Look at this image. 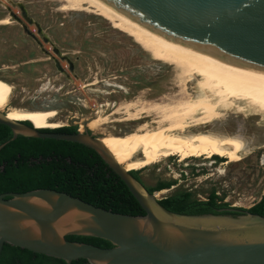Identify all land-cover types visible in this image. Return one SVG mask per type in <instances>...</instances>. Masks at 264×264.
<instances>
[{
  "label": "water",
  "instance_id": "obj_1",
  "mask_svg": "<svg viewBox=\"0 0 264 264\" xmlns=\"http://www.w3.org/2000/svg\"><path fill=\"white\" fill-rule=\"evenodd\" d=\"M146 30L186 49L264 75V0H99ZM18 136L71 142L93 150L145 212L129 216L48 189L0 195L4 245L73 264H264V216L237 208L183 215L159 200L88 132L44 133L0 112ZM32 125V124H31ZM222 212L238 213V215ZM69 236L108 241L103 249Z\"/></svg>",
  "mask_w": 264,
  "mask_h": 264
},
{
  "label": "rangeland",
  "instance_id": "obj_2",
  "mask_svg": "<svg viewBox=\"0 0 264 264\" xmlns=\"http://www.w3.org/2000/svg\"><path fill=\"white\" fill-rule=\"evenodd\" d=\"M60 3L0 0V20L10 22L0 25V79L11 85L13 95L5 111L54 110L59 128L73 125L99 138L128 134L144 122L154 127L156 116L141 114L142 120L127 121L128 114L119 109L127 103L181 100L176 70L154 60L104 18L84 11L61 12ZM96 119L102 124L91 129L88 125ZM208 129L240 136L246 146L242 160L171 157L139 170L141 179L149 186L173 184L156 193L158 199L182 189L205 200L215 189L230 207L251 208L264 193V120L223 112Z\"/></svg>",
  "mask_w": 264,
  "mask_h": 264
},
{
  "label": "bare ground",
  "instance_id": "obj_3",
  "mask_svg": "<svg viewBox=\"0 0 264 264\" xmlns=\"http://www.w3.org/2000/svg\"><path fill=\"white\" fill-rule=\"evenodd\" d=\"M59 1L61 12L84 11L104 18L115 29L130 36L154 60L171 65L177 72V82L182 86L181 100L174 103L154 102L146 106L127 103L119 109L128 114L127 121H140L141 114L156 116L154 127H148L144 122L128 134L100 138L118 164L128 171H139L171 157H179L181 161L198 156L207 159L218 156L229 163L242 160L241 154L246 146L240 136L222 135L208 127L222 119L223 112L264 120V75L172 43L99 0ZM9 23L5 19L0 24ZM11 96V85L0 79V112L8 120L22 122L24 119L39 118L46 128L60 127L54 122V110L5 111ZM101 124L96 119L88 126L96 129ZM38 127L34 128L40 129Z\"/></svg>",
  "mask_w": 264,
  "mask_h": 264
},
{
  "label": "trees",
  "instance_id": "obj_4",
  "mask_svg": "<svg viewBox=\"0 0 264 264\" xmlns=\"http://www.w3.org/2000/svg\"><path fill=\"white\" fill-rule=\"evenodd\" d=\"M25 125L40 127L44 133L74 134L77 127L46 128L39 118L22 121ZM32 124V125H31ZM35 125V126H34ZM38 127V128H39ZM12 138L9 127L0 124V145ZM217 161H221L216 158ZM130 175L139 183L138 171ZM170 182H158L156 187L146 188L153 194L168 189ZM48 189L68 194L97 208L117 214L142 216L145 214L122 180L110 170L104 161L91 149L80 144L53 139H35L18 136L0 150V195L25 193ZM166 210L183 215L218 214L229 208L228 203L212 189L205 200H200L188 190L177 189L159 200ZM264 216V193L249 209L237 208ZM238 215V213L222 212ZM68 241L90 244L107 249L112 245L92 237L69 236ZM0 264H66L64 261L4 245ZM73 264H88L79 259Z\"/></svg>",
  "mask_w": 264,
  "mask_h": 264
},
{
  "label": "flooded vegetation",
  "instance_id": "obj_5",
  "mask_svg": "<svg viewBox=\"0 0 264 264\" xmlns=\"http://www.w3.org/2000/svg\"><path fill=\"white\" fill-rule=\"evenodd\" d=\"M3 20H5V19H1V20H0V23H1ZM0 25H1V24H0ZM70 126H71V127H76V126H73V125H70ZM77 132H81V131H80V130H77ZM83 132H88V133H90V134L93 135V133H92L89 129L84 130ZM94 136H95V135H94ZM96 137H97V136H96ZM220 163H223V161H221ZM139 178H140V180L142 181V185H143L144 187H146V188L156 187V185H157V183L154 184V185H152V186H149V185L145 184L144 181L141 179L140 174H139ZM164 190H166V189H160V190H158V191H155L154 194L159 193V192L164 191ZM232 208H235V207H230V206H229V208H227V209H232Z\"/></svg>",
  "mask_w": 264,
  "mask_h": 264
},
{
  "label": "built area",
  "instance_id": "obj_6",
  "mask_svg": "<svg viewBox=\"0 0 264 264\" xmlns=\"http://www.w3.org/2000/svg\"><path fill=\"white\" fill-rule=\"evenodd\" d=\"M156 198H157V194H153ZM158 199V198H157ZM158 200H160V199H158Z\"/></svg>",
  "mask_w": 264,
  "mask_h": 264
}]
</instances>
